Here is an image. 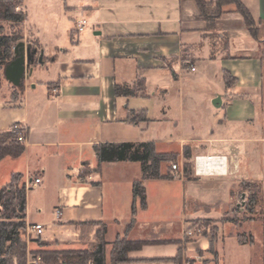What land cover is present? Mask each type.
Returning a JSON list of instances; mask_svg holds the SVG:
<instances>
[{
	"label": "crops",
	"instance_id": "0c3cea01",
	"mask_svg": "<svg viewBox=\"0 0 264 264\" xmlns=\"http://www.w3.org/2000/svg\"><path fill=\"white\" fill-rule=\"evenodd\" d=\"M240 1L264 23V0ZM21 2L23 36L36 55L24 85L0 99V131L22 124L27 142L20 157H4L0 166H7V180L20 172L29 183L26 223L44 226L42 241L75 245L81 234L76 224L82 222H105L107 237L115 226L126 230L141 165L99 164L95 146L101 143L153 141L158 152H176L183 169L188 160L185 148L189 161L203 155L225 157L222 173L196 174L193 168V179H169L182 183L178 237L138 233L142 213L151 211L156 198L158 211L168 206L167 191L159 188L166 179H146L147 207L135 199L130 240H181L188 219L199 215L200 208L212 210L203 215L219 219L232 206L244 205L246 192L241 202L234 196L241 181L264 183L263 37L250 33L234 5H225L209 22L195 0ZM81 17L87 24L77 33ZM225 71L234 78L231 86L225 83ZM137 78L145 80L147 96L116 95V83L133 84ZM217 96L221 101H215ZM130 110H144L147 121L130 123ZM164 165L162 173L170 176V167ZM250 223L264 232L261 218L242 227ZM118 233L117 229L114 237ZM198 243L188 242L184 252L193 251ZM180 245H145L130 253L134 261L120 264H194L177 257ZM201 246L208 247L205 242Z\"/></svg>",
	"mask_w": 264,
	"mask_h": 264
},
{
	"label": "trees",
	"instance_id": "16d2710c",
	"mask_svg": "<svg viewBox=\"0 0 264 264\" xmlns=\"http://www.w3.org/2000/svg\"><path fill=\"white\" fill-rule=\"evenodd\" d=\"M200 10L209 22L224 10V6L232 4L235 11L244 19L252 35H257L254 27L255 19L250 11L240 0H195ZM21 0H0V20L10 21L12 24L21 25L25 20L23 10H16V3ZM21 30V29H20ZM23 38L22 31L16 30L10 34L0 33V66H5L14 55V46ZM261 56L264 59V38L261 44ZM225 83L231 86L233 77L228 71L224 73ZM117 96H147L145 80L137 78L133 84L115 85ZM127 120L133 124H139L147 121L146 112L128 111ZM25 151V145L18 140V135L11 130L0 131V161L4 157H20ZM99 164L103 162L114 161H137L141 165L142 176L133 182L134 202L132 204V218L127 225L125 235L117 238L110 250L111 264H120L134 261L130 257L133 251L141 250L145 245H154L162 243V240H130L127 234L136 222V204L135 199H139L142 208L147 207V194L144 181L146 179H170L171 176L161 171L162 164L171 165L176 163L177 154L173 152H158L153 141L148 142H110L101 143L95 146ZM184 156L188 159L184 163V172L188 176L191 173L193 164L189 161L190 154L187 148L184 149ZM20 178H24L20 172L11 174V179L16 181L14 190L8 192L7 187L0 189V264H26L27 243L25 240L26 229V184L25 180L19 184ZM240 184H245L250 191L246 197L245 209L249 213L254 212V207L258 201V193L253 189L257 186L255 181L243 180ZM99 223L96 221L82 222ZM101 223V222H100ZM101 233L97 232L98 243L92 250L89 249H69V250H45L39 253L41 261L39 264H106V224H103ZM238 233L239 243L246 241ZM243 236V235H242ZM253 240V237L250 239ZM264 264V255H263Z\"/></svg>",
	"mask_w": 264,
	"mask_h": 264
},
{
	"label": "rangeland",
	"instance_id": "374dc122",
	"mask_svg": "<svg viewBox=\"0 0 264 264\" xmlns=\"http://www.w3.org/2000/svg\"><path fill=\"white\" fill-rule=\"evenodd\" d=\"M208 2H213V0H208ZM22 2L16 3V10H22ZM90 27V25L88 26ZM257 35L262 36L264 38V23L259 21H255L254 25ZM21 29V30H20ZM22 31L23 27L21 25L12 24L10 21L0 20V33L1 34H10L13 31ZM27 45H30L33 48V44L28 43L26 38H22ZM19 41V42H20ZM15 87L10 81L5 78L4 75V67L0 66V99H5L10 94V90ZM177 154L176 152H174ZM178 156V154H177ZM179 162V156L176 159V163ZM191 164H193L194 168V161L191 158ZM167 167H170V163L165 164ZM164 165V166H165ZM87 167V165H82ZM166 168V167H165ZM193 168L191 173L186 176L188 179H193L194 171ZM7 166L1 165L0 166V189L2 187H7V191L11 192L14 190L16 186V181H13L10 177L8 179V170ZM169 173V172H168ZM24 180V178H20L19 184ZM5 183V184H4ZM159 185L161 190L167 191V199H168V206L165 208L164 211H158V207L156 205V199L153 201L151 211L148 213L143 212L142 223L139 229V234L144 236H154V235H162L166 237H178L180 233L181 223L183 222V210L181 208L182 205V183L180 180H169L166 179L162 181ZM202 184V183H200ZM257 186L253 189L258 193V203L257 207L254 208L253 213H249L245 209L244 205H241V209H235V207H231L228 211H224L220 214L219 219L207 217L203 214L210 213L209 210L199 209V215L194 218L188 219L186 227H192L195 233L191 236H182L181 240L168 238L163 239L162 243L160 244H168V243H180L179 246L180 250L177 257H181L182 260L186 263L193 262L194 264H206V261H212L216 264H263V255H264V232L263 229L258 230L254 223H250V227H242L243 223L246 221H251L254 219L261 218L264 220V183L263 182H256ZM152 188L155 187L154 185L151 186ZM184 188V187H183ZM249 188L245 186V184H240L239 188L236 191L235 200L241 202V194L242 192H246L247 195H250ZM159 199V198H158ZM246 199V198H245ZM235 202V201H234ZM246 202V201H245ZM34 200H32V204ZM260 206V207H259ZM33 210V208H32ZM161 218V219H158ZM150 219V220H147ZM98 222V221H96ZM101 222V223H100ZM225 222H231V224H225ZM154 223V225H153ZM103 224H106L103 221H99V223H84L79 224L77 223V228L81 231V234L78 237L77 243L75 245H62L58 244L57 246L54 244L45 243L42 241V237H31L29 241L27 240L26 231H25V240L27 243V255H26V264H39L41 258L39 255L40 252L45 250H50L49 248H68V247H77L83 249L92 250L95 245L98 243V238L96 233H101L103 230ZM27 225V223H26ZM236 225V227H235ZM241 225V226H240ZM119 226H115L114 229L111 231L110 235L107 237L108 226L106 224V233H105V240H106V250L112 247L113 242L119 237L122 238L125 235V230L122 232V228H118ZM251 228V229H247ZM117 229L120 231L115 237V233ZM121 229V230H120ZM26 230V229H25ZM262 232V233H261ZM238 233L242 234L241 238L244 239L245 243H239ZM252 235H251V234ZM258 238L256 239V235ZM253 237V240L250 239ZM128 238V234H127ZM188 242H200V245L196 246V249L193 251H185V244ZM205 242V245L208 247L206 250L202 249L201 243ZM242 244V245H240ZM38 254V255H37ZM193 256H200L201 260L194 259ZM178 258H175L176 260ZM110 261V257L107 254V261ZM169 260V259H168ZM204 261V262H203Z\"/></svg>",
	"mask_w": 264,
	"mask_h": 264
},
{
	"label": "built area",
	"instance_id": "2783aa9c",
	"mask_svg": "<svg viewBox=\"0 0 264 264\" xmlns=\"http://www.w3.org/2000/svg\"><path fill=\"white\" fill-rule=\"evenodd\" d=\"M86 24H87V20L85 18H82V17L79 18L76 21L75 31L77 33L83 31L85 26H86ZM191 69L194 70L195 68L191 67ZM53 90L56 92L57 88L55 87V88H53ZM10 130L18 135V140L21 143L25 144L27 142V137H26V133H25V127L22 124L16 123V124L12 125ZM199 157H201V156H196L195 159H194V171H195L196 174H202V173H199L198 168H197ZM208 157L211 158V157H216V156H208ZM216 158H221L222 159V158H225V157L217 156ZM218 162H219V166H224L225 167V165L222 163L223 159L222 160H218ZM169 174H170L171 177L180 178V177H184L185 173H184V169L182 167H180V165H178V163H174V164L171 165ZM39 182H40V179L36 178L35 179V183H39ZM28 188H29V183L26 182V189H28ZM59 214H60V211L57 210V215H59ZM25 231H26L27 240L29 241V239L31 237H41L43 235V232H44V226L42 224H40V223H34V224H28L27 223ZM195 231L196 230H194L192 227L189 226V227L184 228L183 235L184 236H191V235H193L195 233ZM193 257L196 260H199V261L201 260L200 256H193Z\"/></svg>",
	"mask_w": 264,
	"mask_h": 264
},
{
	"label": "water",
	"instance_id": "95a60500",
	"mask_svg": "<svg viewBox=\"0 0 264 264\" xmlns=\"http://www.w3.org/2000/svg\"><path fill=\"white\" fill-rule=\"evenodd\" d=\"M35 55V48L24 41L18 42L14 46L13 58L4 66L5 78L17 87L23 86L27 76L32 73L31 65L35 61ZM218 100L221 101V98L217 96L215 101ZM214 104L216 105L215 102Z\"/></svg>",
	"mask_w": 264,
	"mask_h": 264
},
{
	"label": "bare ground",
	"instance_id": "6f19581e",
	"mask_svg": "<svg viewBox=\"0 0 264 264\" xmlns=\"http://www.w3.org/2000/svg\"><path fill=\"white\" fill-rule=\"evenodd\" d=\"M223 159V164L225 165L224 158ZM221 158H216V157H211L209 158L208 156L199 157L198 159V171L199 173L206 174V173H214V172H224L225 167L224 166H219L218 160H222ZM233 160V159H232Z\"/></svg>",
	"mask_w": 264,
	"mask_h": 264
}]
</instances>
